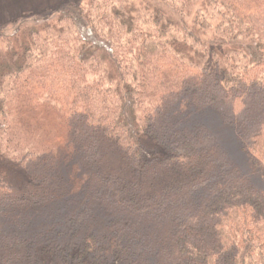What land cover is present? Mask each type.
Here are the masks:
<instances>
[{
    "label": "trees",
    "instance_id": "trees-1",
    "mask_svg": "<svg viewBox=\"0 0 264 264\" xmlns=\"http://www.w3.org/2000/svg\"><path fill=\"white\" fill-rule=\"evenodd\" d=\"M51 11L0 33V264H264V192L201 121L264 171V0Z\"/></svg>",
    "mask_w": 264,
    "mask_h": 264
},
{
    "label": "rangeland",
    "instance_id": "rangeland-1",
    "mask_svg": "<svg viewBox=\"0 0 264 264\" xmlns=\"http://www.w3.org/2000/svg\"><path fill=\"white\" fill-rule=\"evenodd\" d=\"M59 1L62 0H0V33H4V35L12 34L18 25H25L22 27L26 28L27 24L33 23L32 19H35L33 16L40 19L43 16L50 15L52 13L51 9L57 6ZM2 37H0V45H3ZM200 117L196 116V119ZM201 118V121H204L221 141V144L229 152L232 159L241 167L243 173L251 178L252 183L257 188L264 192V171L252 165V162L243 152L241 143L237 139L234 130L225 125L215 112H207L205 116ZM109 161L110 168L122 176L124 170L120 159L111 157ZM1 165L2 164H0V174H10V178L13 181L12 178H15V173H13L14 170H11V173Z\"/></svg>",
    "mask_w": 264,
    "mask_h": 264
}]
</instances>
